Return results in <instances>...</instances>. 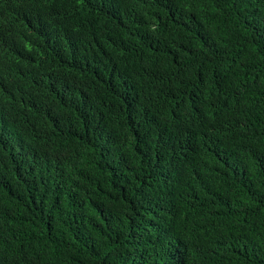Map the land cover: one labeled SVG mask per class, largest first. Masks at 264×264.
Returning <instances> with one entry per match:
<instances>
[{
  "label": "trees",
  "instance_id": "16d2710c",
  "mask_svg": "<svg viewBox=\"0 0 264 264\" xmlns=\"http://www.w3.org/2000/svg\"><path fill=\"white\" fill-rule=\"evenodd\" d=\"M0 264H264V0H0Z\"/></svg>",
  "mask_w": 264,
  "mask_h": 264
}]
</instances>
